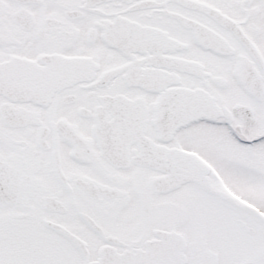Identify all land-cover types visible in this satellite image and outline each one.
Listing matches in <instances>:
<instances>
[{"label":"snow or ice","instance_id":"obj_1","mask_svg":"<svg viewBox=\"0 0 264 264\" xmlns=\"http://www.w3.org/2000/svg\"><path fill=\"white\" fill-rule=\"evenodd\" d=\"M0 264H264V0H0Z\"/></svg>","mask_w":264,"mask_h":264}]
</instances>
